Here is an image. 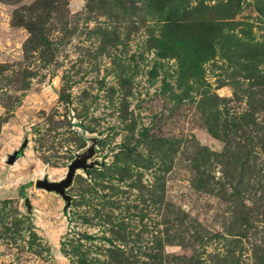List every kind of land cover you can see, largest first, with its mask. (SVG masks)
Listing matches in <instances>:
<instances>
[{
    "label": "rangeland",
    "instance_id": "1",
    "mask_svg": "<svg viewBox=\"0 0 264 264\" xmlns=\"http://www.w3.org/2000/svg\"><path fill=\"white\" fill-rule=\"evenodd\" d=\"M0 264H264V0H0Z\"/></svg>",
    "mask_w": 264,
    "mask_h": 264
},
{
    "label": "water",
    "instance_id": "2",
    "mask_svg": "<svg viewBox=\"0 0 264 264\" xmlns=\"http://www.w3.org/2000/svg\"><path fill=\"white\" fill-rule=\"evenodd\" d=\"M93 154V145L89 146L85 153L76 156L68 165L65 176L59 180H49L47 178L38 179L35 181V185L38 188H43L47 191H53L61 196L65 201L64 209H66L71 201V196L65 192V189L71 184L74 173L77 169H87L90 164L87 163V159ZM14 158H11L10 162H13ZM24 205L27 212H31V203L29 197L24 198Z\"/></svg>",
    "mask_w": 264,
    "mask_h": 264
}]
</instances>
